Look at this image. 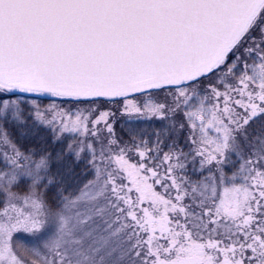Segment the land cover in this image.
I'll list each match as a JSON object with an SVG mask.
<instances>
[{
  "label": "snow or ice",
  "instance_id": "6c2138e0",
  "mask_svg": "<svg viewBox=\"0 0 264 264\" xmlns=\"http://www.w3.org/2000/svg\"><path fill=\"white\" fill-rule=\"evenodd\" d=\"M0 264H264V0H0Z\"/></svg>",
  "mask_w": 264,
  "mask_h": 264
},
{
  "label": "trees",
  "instance_id": "16d2710c",
  "mask_svg": "<svg viewBox=\"0 0 264 264\" xmlns=\"http://www.w3.org/2000/svg\"><path fill=\"white\" fill-rule=\"evenodd\" d=\"M47 102H48V100H45V101H44V103H47Z\"/></svg>",
  "mask_w": 264,
  "mask_h": 264
}]
</instances>
